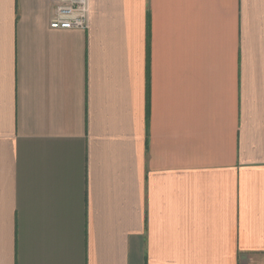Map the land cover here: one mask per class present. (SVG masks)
I'll use <instances>...</instances> for the list:
<instances>
[{
    "label": "crops",
    "instance_id": "0c3cea01",
    "mask_svg": "<svg viewBox=\"0 0 264 264\" xmlns=\"http://www.w3.org/2000/svg\"><path fill=\"white\" fill-rule=\"evenodd\" d=\"M0 0V264H264V0Z\"/></svg>",
    "mask_w": 264,
    "mask_h": 264
},
{
    "label": "built area",
    "instance_id": "2783aa9c",
    "mask_svg": "<svg viewBox=\"0 0 264 264\" xmlns=\"http://www.w3.org/2000/svg\"><path fill=\"white\" fill-rule=\"evenodd\" d=\"M54 15L49 23L52 30H85L88 26V0H50Z\"/></svg>",
    "mask_w": 264,
    "mask_h": 264
}]
</instances>
